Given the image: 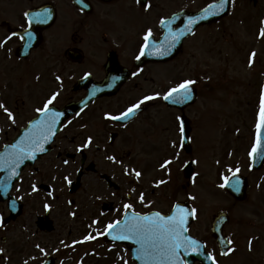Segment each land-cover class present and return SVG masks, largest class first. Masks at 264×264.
I'll return each instance as SVG.
<instances>
[{"label": "flooded vegetation", "instance_id": "af4514ba", "mask_svg": "<svg viewBox=\"0 0 264 264\" xmlns=\"http://www.w3.org/2000/svg\"><path fill=\"white\" fill-rule=\"evenodd\" d=\"M242 3L232 0V11L236 6L242 11ZM254 4L259 6L257 1ZM205 5L198 6L197 0H0V104L7 109H0V224H6L0 227L2 231L21 224L27 211L35 215V224L47 211L52 216L55 200L62 204L69 194L78 193L86 173L99 170L98 164L114 179L116 166L127 163L131 210L165 214L184 201L196 213L188 235L203 244L217 264H264V167L252 171L250 161L238 159L232 173L220 172L216 185L210 183L214 196L218 194L221 200L201 215L197 191L205 183L200 167L212 140L210 130L206 124L198 130V103L184 109L169 108L163 99L180 84L179 68L194 67L195 44L209 39L212 26L196 29L172 59H165V49L175 50L186 24L182 19L170 20L181 13H196ZM262 9L264 4L258 14ZM149 31L152 36L146 42ZM167 31L179 39L162 44ZM145 43L149 46L141 56ZM92 90L98 98L81 114L65 118L64 109L87 99ZM56 94L48 107L62 115L55 135L43 145L48 151L37 152L35 160L25 159V164L15 169L4 166V160L13 156L12 145L38 131L34 125L44 119L43 108ZM147 96L157 98L141 104L133 118H106L122 115ZM182 117L189 129L185 149ZM89 138L92 144L85 147ZM127 147L129 153L119 156L118 149ZM245 148V141H240L236 150L242 155ZM167 161L171 163L162 167ZM188 162L195 166L190 180L183 175V165ZM136 171L141 173L139 178ZM234 173L248 178L243 201L221 187ZM7 194L12 198L3 200ZM78 200L68 204L74 208ZM14 201L23 206V215L9 219ZM240 206L250 207L254 222L251 218L239 220L236 210ZM220 213H225L226 221L214 224ZM77 215L78 211L68 214L75 220L69 224L76 223ZM97 219L93 215V223L101 224ZM214 228L225 237L228 255L222 254ZM0 241L5 244L7 239ZM183 259L188 264L186 256Z\"/></svg>", "mask_w": 264, "mask_h": 264}, {"label": "rangeland", "instance_id": "374dc122", "mask_svg": "<svg viewBox=\"0 0 264 264\" xmlns=\"http://www.w3.org/2000/svg\"><path fill=\"white\" fill-rule=\"evenodd\" d=\"M204 1L210 0H197V5L201 6ZM256 1L259 4L257 7L253 6L254 0H242L245 7L243 11L238 12L236 9L230 18L215 23L211 28L209 39L195 44L197 48L193 54L197 56V61L192 64L198 78V86L205 93L195 109L197 111L207 109V112L203 113L202 121L203 124L207 122L213 132L210 148L200 167L206 175L205 183L199 186L197 191L201 215H205L211 206L218 204L221 200L218 194L214 196V188L211 187L210 182L216 185L218 175L223 169L225 174L230 173L232 171L230 166L234 164V161L238 159L247 161L245 155L240 156L235 152L231 154V151L236 150L234 146H238V140L237 143L232 142L236 141L233 130L240 129L238 134L235 132L234 134L239 137V140L244 139L255 122L253 107V101L256 100L255 89L260 79L264 80V45L258 42L256 34L258 26L264 30V17L261 19L263 25L258 22V17L263 16L264 9L262 14L257 13L260 5L264 4V0ZM179 69H181L177 71L179 77L191 75L183 68ZM211 82L214 84L211 86L213 96L210 97L206 88ZM197 117L200 116L197 114ZM200 126L198 123V130ZM224 128L228 132L225 136H223ZM222 138L225 139L224 143ZM230 148L229 157H225L226 151ZM128 153L129 147L118 149L119 156H125ZM98 165L99 170L86 173L80 191L65 198L64 208L55 200L51 216L57 225L55 234H40L34 223L35 215L30 211H27V217L21 220V224L14 225L7 231L0 230V238L7 239L5 244L0 241L2 252L0 264H41L47 255H57V253L61 256L59 264H129L127 256L129 250L124 246L112 250H106L103 246L100 249L98 245L94 250H91V246L70 247L71 241L82 236H103L109 225L107 223H112L114 218L120 217L117 211L123 212L124 205L129 204L127 199L130 191L128 164L116 166L117 175L114 180L120 186L118 192L108 188L102 179V174H107L108 170L104 165ZM70 198L79 199L78 208H69L66 200ZM105 204L114 208L100 217ZM69 211L71 213L78 211L75 224H69L70 221H75L68 217ZM236 211H238L239 220L251 218L254 222L253 211L249 206H240ZM37 214L39 216L41 213L37 212ZM93 215L100 217L98 221L101 224H89ZM233 222L237 224L236 218ZM106 248L109 249V247Z\"/></svg>", "mask_w": 264, "mask_h": 264}, {"label": "snow or ice", "instance_id": "6c2138e0", "mask_svg": "<svg viewBox=\"0 0 264 264\" xmlns=\"http://www.w3.org/2000/svg\"><path fill=\"white\" fill-rule=\"evenodd\" d=\"M137 2H140V0H137ZM213 7H215V5L210 6V8ZM46 19L47 17L45 16L43 20ZM43 20L38 18V22H43ZM195 23H197L195 20L189 22L190 25ZM188 31L191 32V27H189ZM260 35L264 37V30H261ZM151 36L152 33L149 31L144 37L145 41L147 42ZM175 39H179V36H176ZM148 46L149 45L145 43L144 49L141 51V56L145 54V50ZM254 56L255 54L253 53V57ZM193 84H195V81L192 80L181 83L178 87H174L168 91V93L163 96V99L167 101L175 96L176 99L174 102L184 103L190 98L191 85ZM57 95L58 94L53 95L45 104L43 108L44 119L38 121L37 124L34 125V128L38 129V131L27 133L25 138L18 144L12 145L13 156L10 159L6 158L4 160V166L15 169L19 167L25 159L35 160L36 153L45 150L43 145L52 135H55V126L62 115V113L50 111L48 107L53 104ZM156 98L155 96H147L144 100L129 107L122 115H109L106 118L115 121L127 120L130 116L135 115L137 110L140 109L141 104ZM0 109H4L7 112V109H5L2 104H0ZM7 114L10 118L12 117V113L8 112ZM181 134L183 135V125H181ZM91 144L92 139L89 138L85 143V147ZM261 147H264V95L261 96L260 102L257 141L256 145L252 148L251 155L255 156ZM108 159L115 162V158L112 156H109ZM170 163L171 161H167L162 167L166 168ZM134 174L137 178L141 176L139 171H136ZM160 183H166V181H161ZM238 183L237 181L235 185H232L236 190H238ZM158 186L159 185H157V187ZM224 186L225 185H221V187ZM140 200L143 202V195H141ZM45 207H47V205ZM124 208L130 210L132 205L126 204ZM191 215H195V209L192 210ZM186 221L187 214L183 213L182 209H178L175 214L167 216L158 212L150 215H140L136 212H131L129 215L128 211H126L122 221L117 220L115 223L109 224L107 228L109 234H111L113 230L116 231V235L113 236L114 240H131L137 244L138 258L145 260L147 264H185L183 257L196 252L200 247L196 240L187 235L188 227ZM88 239H93V237L89 236ZM228 243L231 244V241ZM222 254L228 255V252L225 251ZM213 264H216L215 260Z\"/></svg>", "mask_w": 264, "mask_h": 264}, {"label": "water", "instance_id": "95a60500", "mask_svg": "<svg viewBox=\"0 0 264 264\" xmlns=\"http://www.w3.org/2000/svg\"><path fill=\"white\" fill-rule=\"evenodd\" d=\"M227 11H228L227 2H222V3L215 5V7L209 8L207 11H204L201 14L197 15L196 18L198 21H201L202 23H208V22L215 21L223 17L224 15H226ZM263 163H264V147H261V149L259 150V152L256 154L254 158V167L256 169H259L263 165ZM236 182H237V179H233L229 185V188L231 189L232 193L237 198L242 199L245 195V186L241 187L240 184H238V190H236L232 187V185H235ZM52 229L53 227L50 226L49 230H52ZM109 237H111V235H108V239H110ZM124 242H129V241L125 240ZM48 264L50 263L48 262Z\"/></svg>", "mask_w": 264, "mask_h": 264}]
</instances>
